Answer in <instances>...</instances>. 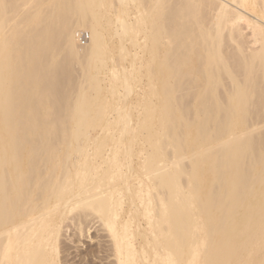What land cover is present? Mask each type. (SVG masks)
I'll use <instances>...</instances> for the list:
<instances>
[{"label":"bare ground","instance_id":"6f19581e","mask_svg":"<svg viewBox=\"0 0 264 264\" xmlns=\"http://www.w3.org/2000/svg\"><path fill=\"white\" fill-rule=\"evenodd\" d=\"M97 261L264 264V0H0V264Z\"/></svg>","mask_w":264,"mask_h":264},{"label":"rangeland","instance_id":"374dc122","mask_svg":"<svg viewBox=\"0 0 264 264\" xmlns=\"http://www.w3.org/2000/svg\"><path fill=\"white\" fill-rule=\"evenodd\" d=\"M85 43L87 44V42H85ZM85 43H80V45H81V44L84 45ZM83 45H82V46H83ZM92 232H93V233H91L92 236H94V237L98 236V235H96V234H97L96 232L94 233V230H93ZM94 234H95L96 236H95ZM85 240H87V239H85ZM85 240H84L85 243H83V244H84V247H82L83 245L80 246V247H81V248H80L81 253H84V252L86 253V249L89 250V251H92V250H94V249L96 250V249L98 248V246H97L98 244H96V241H97V240H95V242H94V241H93V242H88V240H87V241H85ZM72 251H73V252H74V251H77V249L72 250ZM89 251H87V252H89ZM77 254H78V253L74 252V253H73V256H74V255H77ZM95 264H100V262L97 261V262H95Z\"/></svg>","mask_w":264,"mask_h":264},{"label":"built area","instance_id":"2783aa9c","mask_svg":"<svg viewBox=\"0 0 264 264\" xmlns=\"http://www.w3.org/2000/svg\"><path fill=\"white\" fill-rule=\"evenodd\" d=\"M85 42H86V38L82 37V43H85Z\"/></svg>","mask_w":264,"mask_h":264}]
</instances>
